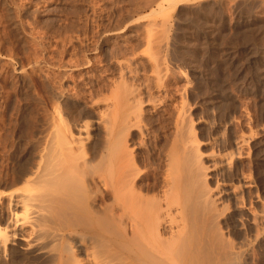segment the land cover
<instances>
[{
  "label": "bare ground",
  "instance_id": "obj_1",
  "mask_svg": "<svg viewBox=\"0 0 264 264\" xmlns=\"http://www.w3.org/2000/svg\"><path fill=\"white\" fill-rule=\"evenodd\" d=\"M165 1L177 11L188 0L154 3ZM238 1L222 4L264 8V0ZM249 12L237 11V31L254 30L258 18ZM150 14L110 31L136 44L128 56H111L110 94L87 106L93 117L69 121L56 105L46 129L0 174V264H251L256 251L264 253V119L254 128L249 110L243 117L238 110L235 88L226 92L217 80L206 88L211 74L196 80L179 65L194 63L183 13L179 20ZM201 24L195 28L206 49L232 58L236 50L216 40L219 25L209 18ZM250 48L246 62L256 59ZM260 75L249 88H264Z\"/></svg>",
  "mask_w": 264,
  "mask_h": 264
},
{
  "label": "rangeland",
  "instance_id": "obj_2",
  "mask_svg": "<svg viewBox=\"0 0 264 264\" xmlns=\"http://www.w3.org/2000/svg\"><path fill=\"white\" fill-rule=\"evenodd\" d=\"M153 1L154 0H0V170H2L0 171V174L5 172L9 162L11 163L12 161H15L19 158L22 152L31 147V143L35 142L37 139L38 132L46 129V125L49 121L48 119L51 118V114L56 105L61 107L63 114L66 115L69 121H74L73 119L77 117L80 119V117H83L84 115V117H88L89 119L92 118L93 114L87 106L95 99H98V97L103 98L105 94H110L112 83L111 78L115 75V71L110 62L111 56L121 54L122 56H128L130 55L132 47L136 44L135 42H129L127 39L114 38L111 32L117 28H128L130 21L134 18L136 19L142 14L151 13L150 15H153L155 13L153 16L157 15L156 17L159 16V13L163 15L165 14L163 13L165 12V9L168 10L166 12L172 10L165 15L173 19H176V17L178 19L183 13L184 17L181 15L179 19L182 17V19H188L190 22V24L188 22V30L192 32L193 29L196 30H194V33L188 31V37L190 36L188 38L189 47H186L188 58L194 63L192 65L191 62H188V64L179 63V65H186L184 68H188V71L190 73L192 72V75L196 80L198 77H203V75L208 77L211 74V77L209 76L210 79L207 78L209 80L208 83L212 80L215 84L220 83L222 89L226 92H230L235 88L234 92H231L233 94L236 93L234 94V96L236 95V102H239V107L244 109L242 110L238 108L240 114L242 113L241 116L243 117V114L247 109L250 114L253 116L255 115L254 120L251 115L252 121L250 119V125L256 124L253 125V127L257 126L258 128L261 126L264 119L263 84L257 89L259 92L255 90V87L253 88L250 86L249 88V84L254 86L255 80L253 78L258 79L259 74L264 75V68L262 70V67H264V59L262 58L264 57V26H261V24L264 25V12H262L264 8L261 7L260 10H253L249 5L244 3L243 0L238 1L243 2L236 4L238 7H235V3L234 6L233 3H229L231 4L230 6L222 4L225 0H188L183 3L181 2V4L179 3L176 7L178 10L176 11V9H172L173 7L167 9L168 4V8L172 5L169 2L165 1L163 2L164 7H158L155 4L158 0H155V3ZM213 2H215L216 5ZM220 2L222 5H220ZM228 2L229 0H226L225 3L228 4ZM153 3L155 5H153ZM243 4H246L245 6L249 7L245 9V6L242 7ZM150 5L153 7V13L150 9ZM208 7L213 9L211 10ZM204 8L206 11L203 10ZM249 9V14H251L254 19L258 18L257 21H255L259 27L256 25L257 28L255 29V26L254 30L252 29L253 31H249L247 34L245 31H237L235 21L238 19L237 11H249ZM139 10H141V12ZM207 10L211 11L208 13L210 15L204 14L205 12H208ZM251 10L253 12H251ZM257 12L259 13L258 15ZM185 15L186 17L188 16V18H186ZM219 15H222L223 18ZM192 17L194 19L197 17V20L190 19ZM207 18L214 21L216 25H219L217 33H220L215 35L217 42L223 40L224 42H219L222 46H228L229 49L232 48L231 50L233 51L236 50V52L231 54L232 58H225V56L220 55L221 53L215 48L212 49L213 47L211 46H208V48L211 49L210 51L209 49H206L207 47L201 38V28L195 27L196 25L197 27H202L201 23H204ZM224 19H228V21L231 22V25ZM191 20L193 22L195 21L196 24L193 23L195 26L192 24ZM221 23L224 25L222 26ZM177 25L178 24H175V28L173 27L172 30L173 35L175 36L181 35V32L176 30L179 29L176 28ZM197 29L200 30L198 31ZM233 30H235L237 34L239 32L243 38L239 36L238 38L237 35H234L235 32H233ZM177 31L180 33H177ZM258 31H260V34H257ZM174 32H176V34ZM254 32L256 36L253 35ZM191 34L193 36V41ZM220 34H223V37ZM218 36L219 38L221 37V39H219ZM248 36H251L256 44H254L255 42H253L252 39H249L251 37ZM227 38H230L228 39L230 42L226 40ZM246 41L247 43L249 42V44L245 43ZM234 42L237 43L238 46H236ZM201 43L202 46L200 45ZM243 44H246V47L243 46ZM194 45L196 48H194ZM252 45L254 47H259H256V50L254 49L256 51V59L254 58L251 62H246L250 46L252 48H250L251 51H254ZM199 47L201 52H199ZM260 48L261 50H258ZM204 51L207 52L203 53ZM261 52H263L262 55H260ZM203 54H205V56ZM210 54L211 58L209 56ZM208 61L211 63H208ZM229 61H231V63ZM196 62L199 64H196ZM223 62H227L226 64L229 66L227 67ZM254 62L258 68L253 65ZM201 63H203L202 66L200 65ZM233 63L241 64L240 69L239 65H236L237 67H235V64ZM71 64L78 66V69L71 66ZM232 64L234 66H232ZM250 64L254 66V68L252 66L251 68ZM64 66L74 69L71 71L73 73H71L70 70H68L69 73L67 72V74L63 72L62 68ZM210 69H212V72ZM256 69H258V71ZM260 69L261 72H259ZM202 70L204 74H201ZM233 71H237L235 72V75L233 74ZM214 73L217 77H215L216 75H212ZM217 73L220 74V77ZM227 77L229 81L227 80ZM239 78L240 80H238ZM230 79H236L234 82L238 83L234 84L232 83L233 81L230 82ZM222 81H224V83ZM229 82L231 84H229ZM211 83H209V85L207 84L206 88H210ZM227 85H230L231 88H229L230 86L227 87ZM61 89L65 91V95L59 98L58 90ZM224 90L223 92L226 93ZM209 92L210 89H208V93H206L209 95ZM242 99L243 103L240 101ZM257 102H260L259 104L261 105L259 106ZM255 106H258V108H255ZM235 112H237L235 115L238 116L239 112ZM263 124L264 122L262 125ZM263 128L264 126L261 127V129ZM246 129L249 128L246 126ZM256 252L254 255H257L258 257L252 254L251 264H262L264 262V253L261 254L257 252V254ZM254 260L255 262H253ZM239 262L241 264H247L246 261L243 262V260L238 261V264H240Z\"/></svg>",
  "mask_w": 264,
  "mask_h": 264
}]
</instances>
